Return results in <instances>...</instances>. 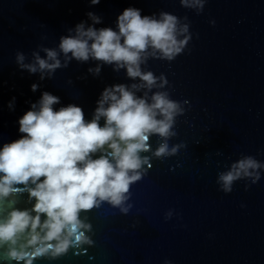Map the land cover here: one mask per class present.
<instances>
[{
    "label": "water",
    "instance_id": "95a60500",
    "mask_svg": "<svg viewBox=\"0 0 264 264\" xmlns=\"http://www.w3.org/2000/svg\"><path fill=\"white\" fill-rule=\"evenodd\" d=\"M130 7L142 16L167 12L179 18L178 29L189 26L178 32L179 39L191 38L174 60L155 59L149 49L141 64L142 72L167 79L152 92H167L180 104L177 135L168 143L185 147L157 159L152 152L160 138L150 137L152 151L142 155L151 157V167L130 185L123 204L132 205L128 213L107 202L81 213L91 225L85 234L92 244L70 245L60 256L48 253L32 264H264V170L255 184L238 180L227 194L217 183L242 156L264 163V0H205L199 14L180 0H0V148L21 138L18 121L44 92L59 97L55 110L74 104L91 121L106 87L140 83L125 69L114 71L115 65H101L94 75L88 70L99 62L93 60H70L51 77L17 62L18 53L31 64L34 52L44 58V48L59 51L60 38L77 24L92 25L89 12L101 19L97 29L116 30L118 16ZM59 58L63 64L66 58ZM13 199L21 210L35 203L26 189ZM10 210L7 202L0 207L4 215ZM3 251L0 264H17Z\"/></svg>",
    "mask_w": 264,
    "mask_h": 264
},
{
    "label": "clouds",
    "instance_id": "9594fccd",
    "mask_svg": "<svg viewBox=\"0 0 264 264\" xmlns=\"http://www.w3.org/2000/svg\"><path fill=\"white\" fill-rule=\"evenodd\" d=\"M90 2L97 5L100 0ZM204 2L180 0L182 7H195L198 14ZM87 15L92 25L77 24L60 38L59 51L44 48V58L34 52L31 64H25V56L18 53L20 67L32 74L47 72L51 77L70 60H93L99 62L88 70L94 75H99L101 65H115L114 71L125 69L129 79L140 83L106 87L91 121H86L82 108L74 104L55 110L60 99L48 92L19 119L21 138L0 148V207L7 202L11 208L6 215L0 211V249L4 259L17 264H32L48 253L56 258L70 245H91L85 234L91 225L83 222L81 213L98 208L102 202L127 214L132 205L123 204L129 199L130 185L141 179L145 166L151 167V157L142 155L152 151L150 137L160 138L152 152L157 159L175 156L185 147L183 143L171 147L168 143L177 135L173 128L176 117L183 115L180 104L167 92H152L157 86L163 88L167 79L163 74L156 77L151 71L142 72L141 64L148 59L149 49L155 59L174 60L191 38L179 39L178 32H188L189 26L178 29L179 18L167 12L158 18L142 16L139 9L130 7L118 16L116 30L97 29L101 19L91 12ZM61 55L66 58L63 64ZM37 87L33 84L31 90L35 92ZM141 90H145L144 95L137 96ZM261 170L264 163L242 156L219 174L217 183L227 194L238 180L255 184ZM24 189L35 203L31 209L21 210L13 198ZM171 216L169 211L166 219Z\"/></svg>",
    "mask_w": 264,
    "mask_h": 264
}]
</instances>
